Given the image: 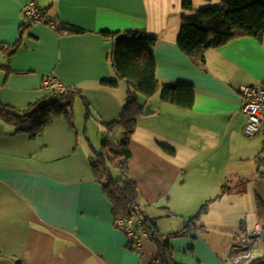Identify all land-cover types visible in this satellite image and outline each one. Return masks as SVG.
Returning <instances> with one entry per match:
<instances>
[{"label":"crops","instance_id":"crops-1","mask_svg":"<svg viewBox=\"0 0 264 264\" xmlns=\"http://www.w3.org/2000/svg\"><path fill=\"white\" fill-rule=\"evenodd\" d=\"M31 2L56 27L27 24ZM183 2L0 0V102L20 111L51 102L44 82L55 76L89 105L77 99L74 127L54 117L37 138L0 120V264H158L149 233L143 252L132 250L93 171L103 140L92 139L89 128L113 145L123 139L121 128L110 134L104 126L127 101L129 86L112 56L116 38L133 30L158 38L152 52L160 84L152 98L138 96L154 113L140 117L130 145L140 212L176 264H237L238 237L264 228V132L245 135L240 91L264 86V39L233 40L195 63L177 42ZM110 81L117 88L103 85ZM179 83L194 88L190 110L161 101L162 86ZM77 102L91 113L83 123ZM198 215L186 235L170 237ZM252 244L251 264H264V233Z\"/></svg>","mask_w":264,"mask_h":264},{"label":"trees","instance_id":"trees-1","mask_svg":"<svg viewBox=\"0 0 264 264\" xmlns=\"http://www.w3.org/2000/svg\"><path fill=\"white\" fill-rule=\"evenodd\" d=\"M182 8L177 42L181 51L195 63H203L209 49L220 48L233 40L248 36L258 41L264 39V0H220L217 6L200 10L194 8L193 0H185ZM105 36L116 37L110 33ZM127 36V39L116 43L112 56L115 71L129 86L127 101L119 119L104 126L110 134L121 128L123 139L118 145L110 144L109 138L104 139L101 151L97 152L93 159L95 178L102 184L104 195L113 206V218L118 227L120 222L127 223L144 217L143 213L136 209L140 192L129 173V160L132 157L130 145L138 121L145 114L146 108L138 96L152 98L160 87L156 79V63L152 52L158 38L147 36L144 31L139 30H133ZM17 47L18 44L12 47L11 53ZM103 85L117 88L118 83L110 81L103 82ZM160 98L162 102L190 110L195 101L194 88L180 83L162 86ZM77 99H81L89 109L81 91L73 89H68V92L51 102L43 101L23 111L0 102V120L15 127L18 133H28L32 138H37L43 134L54 117H65L68 125L74 127L73 108ZM90 117L91 113L88 111L87 118ZM113 170L119 174L118 178L113 177ZM203 211L204 209L200 214ZM198 217L199 215L190 222V226L170 237L186 235ZM146 222L149 239L156 244L159 251L156 262L176 264L169 243L161 241V234L156 226L147 220Z\"/></svg>","mask_w":264,"mask_h":264},{"label":"built area","instance_id":"built-area-1","mask_svg":"<svg viewBox=\"0 0 264 264\" xmlns=\"http://www.w3.org/2000/svg\"><path fill=\"white\" fill-rule=\"evenodd\" d=\"M24 18L27 24H47L56 27V23L49 19L47 11L40 8L35 2H31L25 7ZM44 90L51 99L68 92V88L55 76L45 80ZM242 98L241 111L246 117L244 133L249 138H254L264 132V86L262 88L242 87L240 89ZM136 209L140 211L138 206ZM128 238V242L137 253H142L144 249V239L147 236L148 223L146 219L131 220L127 223L120 222ZM264 233V228L258 225L252 235L242 234L238 237L231 256L234 263L251 264L254 260L252 254V243Z\"/></svg>","mask_w":264,"mask_h":264},{"label":"rangeland","instance_id":"rangeland-1","mask_svg":"<svg viewBox=\"0 0 264 264\" xmlns=\"http://www.w3.org/2000/svg\"><path fill=\"white\" fill-rule=\"evenodd\" d=\"M182 1H185V0H182ZM219 1L220 0H193V4H194L195 9L200 10V9H208V8H211V7H215V6H217L219 4ZM176 2H177V0H176ZM182 9L183 8H181L179 10V12L182 13L183 12ZM177 17H179V16H177ZM75 109H76V116H78L77 121L79 123L80 122L83 123L85 115H87V114H85V108L83 107V105L80 102H77ZM90 127H92V126H90ZM89 129H90V132H89L90 133V137L92 139L96 140L98 138V141H100V142H102V140L105 139V135L106 134H104L103 131L100 132L98 130V134H99V137H98V135L95 133L94 129H92V128H89ZM121 135H122V132H119V134L117 136H113V140H114V137L117 139V137H121ZM112 173H113V176L115 178H118L119 174L115 170H113ZM171 218H176V217H171Z\"/></svg>","mask_w":264,"mask_h":264},{"label":"water","instance_id":"water-1","mask_svg":"<svg viewBox=\"0 0 264 264\" xmlns=\"http://www.w3.org/2000/svg\"><path fill=\"white\" fill-rule=\"evenodd\" d=\"M127 37H128V36H127L126 34H124V35H119V36L116 38V41H117V42L123 41V40L127 39ZM152 113H154V110H152V108H151L149 105H147L146 108H145V115H150V114H152Z\"/></svg>","mask_w":264,"mask_h":264}]
</instances>
